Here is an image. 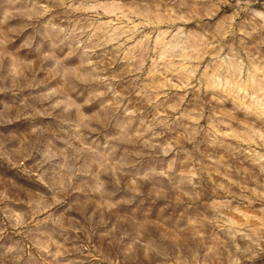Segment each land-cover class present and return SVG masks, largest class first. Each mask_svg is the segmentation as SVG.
Here are the masks:
<instances>
[{"label": "rangeland", "instance_id": "1", "mask_svg": "<svg viewBox=\"0 0 264 264\" xmlns=\"http://www.w3.org/2000/svg\"><path fill=\"white\" fill-rule=\"evenodd\" d=\"M0 264H264V0H0Z\"/></svg>", "mask_w": 264, "mask_h": 264}]
</instances>
